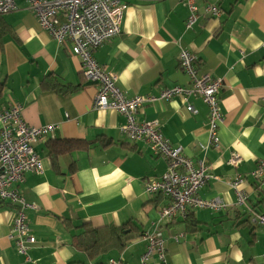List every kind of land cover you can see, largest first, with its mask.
<instances>
[{"label": "crops", "instance_id": "obj_1", "mask_svg": "<svg viewBox=\"0 0 264 264\" xmlns=\"http://www.w3.org/2000/svg\"><path fill=\"white\" fill-rule=\"evenodd\" d=\"M121 2L120 34L92 55L114 75L125 97H156L163 89L189 87L179 67L182 49L194 55L199 75L222 80L219 145L206 152L211 178L198 195L226 208L190 210L198 221L192 231L186 215L161 219L170 200L147 193L145 185L163 177L166 160L120 133L126 124L122 114L94 108L99 87L86 80L78 57L42 29L25 1L16 0L17 9L0 16V113L15 104L27 125L57 124L54 138L84 145L60 157L54 169L46 147L50 138L34 143L41 169L25 173L18 187L34 206L25 211L28 259L11 237L18 207L0 201V264H140L147 248L143 237L155 230L165 242L166 264H264V231L250 216L264 214V179L250 177L264 158V0H195L199 18L191 29L185 28L188 9L180 0ZM208 4H216L220 16L206 13ZM189 104L194 113L176 96L150 100L136 118L156 122L163 137L195 162L205 154L208 108L200 98H189ZM233 155L240 158L236 165L229 162ZM237 176L246 194L243 204L229 185ZM126 223L141 236L122 250L90 258L73 243L86 229ZM146 264H159L156 252Z\"/></svg>", "mask_w": 264, "mask_h": 264}, {"label": "built area", "instance_id": "obj_2", "mask_svg": "<svg viewBox=\"0 0 264 264\" xmlns=\"http://www.w3.org/2000/svg\"><path fill=\"white\" fill-rule=\"evenodd\" d=\"M28 4L39 25L59 45L70 47L72 54L79 58L81 72L87 81L98 85L94 101L97 110H115L126 119V124L120 128V133L130 142L141 143L157 157L167 162V170L159 180H151L145 185V191L151 195H162L169 198L170 203L163 207L161 219L184 217L193 209H209L222 211L226 205L219 200H202L198 192L211 176L207 173L205 163L206 152L219 145L218 128L222 123L223 114L220 103V88L222 80L214 79L207 74L199 75L195 67V58L190 52L182 49L179 53V67L190 80L189 87L174 86L163 89L156 97L132 98L116 86V78L105 71L93 58V51L121 32L124 4L121 0H22ZM186 4L189 14L185 20V28L191 29L198 21L195 0H181ZM17 9L16 0H0V14H6ZM205 12L214 17L221 14L216 4H208ZM264 50V41L261 44ZM180 98L186 110L194 113L189 104V98H200L208 108L207 145L203 147L204 157L193 162L183 155L180 147H174L163 137L156 122L138 121L137 111L150 100H169ZM59 126L48 124L40 127L28 126L21 116V108L15 104L0 113V201L8 202L18 207L11 230L16 250L20 255L27 256L28 222L25 211L34 206L25 202L18 187L23 182L26 172H39L41 160L35 153L33 143L37 139L54 138ZM240 158L233 155L230 164L236 165ZM255 182L264 179V158L250 173ZM242 178L235 177L230 183L239 204L246 199L245 192L240 188ZM252 220L264 231V214L250 212ZM145 234L147 242L145 253L140 264H146L148 256L153 252L158 255L159 264H166L163 248L164 240L160 234ZM264 238V233H263ZM107 264H118L109 260Z\"/></svg>", "mask_w": 264, "mask_h": 264}, {"label": "trees", "instance_id": "obj_3", "mask_svg": "<svg viewBox=\"0 0 264 264\" xmlns=\"http://www.w3.org/2000/svg\"><path fill=\"white\" fill-rule=\"evenodd\" d=\"M82 144L84 145V143L75 139L50 138L46 143V147L52 167L59 169L58 159L70 154L74 150L81 149ZM185 225L188 231L196 230L198 221L192 215L189 216L188 213L185 217ZM139 236H141V233H138L137 227L134 224L126 223L119 226H106L101 230L96 228L86 229L82 234L74 237L73 243L76 247L79 246V248L83 249L88 257L95 258L110 249L122 250L131 240Z\"/></svg>", "mask_w": 264, "mask_h": 264}, {"label": "bare ground", "instance_id": "obj_4", "mask_svg": "<svg viewBox=\"0 0 264 264\" xmlns=\"http://www.w3.org/2000/svg\"><path fill=\"white\" fill-rule=\"evenodd\" d=\"M181 1V0H180ZM181 3H183L185 6H186V4L184 3V2H182L181 1ZM195 5H196V3H195ZM187 7V6H186ZM197 7V6H196ZM187 9H188V7H187ZM188 14H189V10H188ZM197 14H198V8H197ZM198 17H199V14H198ZM186 50V49H185ZM188 51V50H187ZM188 52H190V51H188ZM191 53V52H190ZM192 54V53H191ZM192 56L194 57V55L192 54ZM195 58V57H194Z\"/></svg>", "mask_w": 264, "mask_h": 264}]
</instances>
